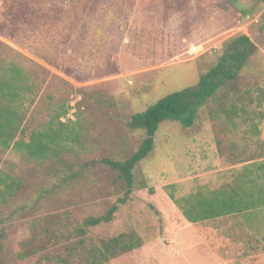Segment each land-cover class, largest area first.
Segmentation results:
<instances>
[{
    "label": "rangeland",
    "instance_id": "obj_1",
    "mask_svg": "<svg viewBox=\"0 0 264 264\" xmlns=\"http://www.w3.org/2000/svg\"><path fill=\"white\" fill-rule=\"evenodd\" d=\"M241 34L257 52L237 78L198 108L191 127L162 122L133 170L127 201L111 222L79 236L85 219L102 216L127 189L100 160L122 161L139 147L145 135L127 127L129 118L196 86ZM0 80L19 92L9 104L24 128L19 146L0 147V264H210L165 245L177 207L169 192L179 204L211 195L217 181L251 175L264 188V1L0 0ZM49 128L58 135L55 152L31 157V134ZM242 160L254 163L217 172ZM257 204L248 237L263 246ZM180 225L176 249L187 252Z\"/></svg>",
    "mask_w": 264,
    "mask_h": 264
},
{
    "label": "trees",
    "instance_id": "obj_2",
    "mask_svg": "<svg viewBox=\"0 0 264 264\" xmlns=\"http://www.w3.org/2000/svg\"><path fill=\"white\" fill-rule=\"evenodd\" d=\"M258 1L262 2L264 0ZM238 13L243 17L250 14L247 12L242 13L240 10H238ZM256 52L257 47L247 35L241 34L238 37L229 39L222 48V53L216 62L211 65L207 72L200 75L196 86L168 94L149 106L145 111L136 113L129 118L127 127L132 131H141L145 135L139 147L122 161L108 158H102L100 160V163L118 172L119 177L124 181L127 189L123 197L118 198L116 203L110 206L102 216L88 217L85 219L82 227L79 228V236L86 235L90 227L111 222L115 212L118 210V206L127 201V196L131 192L133 183V170L137 163L145 159L152 151L154 147V136L159 125L169 120L179 121L185 128L191 127L194 123L198 108L225 83L235 80L248 59ZM18 96L19 92L12 89L11 84L0 80V147L4 149H9L11 144H13L12 146H19L21 144L20 140L14 141L15 137L17 133L20 136L24 135V128H21L23 118L9 104L10 101H15ZM57 137V133L50 128L46 131L33 132L30 136L29 143L26 145L28 154L31 157L43 159L48 154L54 153L55 150L52 146L55 144ZM74 174L71 173L70 177L74 176ZM257 186L255 182L252 183L253 192H256ZM171 187L173 185H167L165 189ZM168 195L180 209L185 219L190 223L227 214L221 207L220 210H217V197L213 195L207 199L201 197L193 199L181 198L179 199V204L177 201L175 202L176 199L172 192H169ZM255 203L262 205V203L264 204V200H252L249 202L253 208ZM113 242L114 245L109 246L107 250L108 252H112V254H114L115 248L119 244V239L116 238ZM135 248L132 245H122L120 247L123 252L131 251ZM29 250L35 252L39 249H33L31 247ZM94 264H102L101 258L95 261Z\"/></svg>",
    "mask_w": 264,
    "mask_h": 264
},
{
    "label": "crops",
    "instance_id": "obj_3",
    "mask_svg": "<svg viewBox=\"0 0 264 264\" xmlns=\"http://www.w3.org/2000/svg\"><path fill=\"white\" fill-rule=\"evenodd\" d=\"M68 4L70 3L68 2ZM79 20H81L80 17L74 23H81L82 20ZM78 29L73 28L71 30L69 42L73 41ZM231 127L234 126L231 125ZM261 161H264V157ZM253 163V160H242L232 165L220 166V168H217V172L222 168L229 170L242 169L250 167ZM217 164L221 165L222 162L217 161ZM253 180L251 175L236 180L232 179L225 183L217 181V188L211 192V195L217 197V210H220L221 207L227 214L215 216L212 219L190 223L185 219L180 209L173 204L170 217L172 226L170 227L169 238L167 241L165 240V245L171 250V255L187 257L190 256L188 251L192 250L197 252V255L202 259L208 260V263L211 262L210 264H248L246 262L249 259L252 260L250 264L255 262L259 264L261 260L258 259L260 256H264V241L262 242L263 246H261L248 237V219L253 212V207L249 202L264 200V189L261 185H258L256 192H253ZM211 195L206 194L196 198L207 199L211 198ZM184 198L193 199L191 196ZM258 209H261V207ZM262 209H264V206H262ZM176 224H181V230H187L184 239L186 245H190V247H187V252L184 248L183 250L176 249L177 242L175 241L177 239L175 234L177 233L176 229H173ZM190 241H194V244H189Z\"/></svg>",
    "mask_w": 264,
    "mask_h": 264
}]
</instances>
